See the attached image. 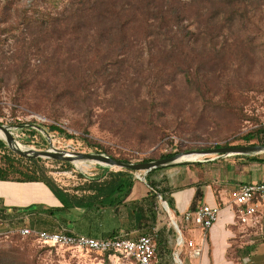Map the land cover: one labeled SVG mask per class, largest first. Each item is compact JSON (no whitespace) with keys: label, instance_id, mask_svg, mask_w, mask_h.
Listing matches in <instances>:
<instances>
[{"label":"rangeland","instance_id":"rangeland-1","mask_svg":"<svg viewBox=\"0 0 264 264\" xmlns=\"http://www.w3.org/2000/svg\"><path fill=\"white\" fill-rule=\"evenodd\" d=\"M166 1L177 11L163 13L166 20L160 22L158 12ZM73 3L81 6L77 0H0V123L12 127L24 149L45 150L51 142L62 150L95 153L79 138L85 135L108 150L103 154L136 163L191 150L264 146V0H101L98 11L125 9L120 13L127 21L123 38L111 28L112 21L98 18L75 33L71 25L43 29L22 23L25 14L34 22L49 19ZM234 9L239 13L232 14ZM51 125L66 134L50 132ZM27 129L40 134L31 137ZM249 134L255 136L251 141L244 139ZM219 158L203 156L150 178L165 191L167 176L188 166L211 175L214 161L209 160ZM72 164L71 170L46 166L65 187L77 186L81 174L96 168L90 162ZM143 177V171L136 173L148 192ZM146 196L130 197L137 201L138 215L132 218L120 208L122 234L132 239L153 235L156 242L159 233L152 264H177L176 258L186 264V246L175 245L186 235V225L176 220L180 235L173 210L166 211L161 196ZM92 226L101 236L114 228L104 220ZM258 237L255 225H244L231 256L239 264H264V249L248 243ZM6 253L25 264H131L123 257L49 248L0 222V257Z\"/></svg>","mask_w":264,"mask_h":264},{"label":"crops","instance_id":"crops-1","mask_svg":"<svg viewBox=\"0 0 264 264\" xmlns=\"http://www.w3.org/2000/svg\"><path fill=\"white\" fill-rule=\"evenodd\" d=\"M245 156L238 155L240 158L237 161L221 157L209 160L214 161L210 166L213 172L211 175L191 171L188 166L189 169L181 170L179 175L167 176L164 186L165 194L172 199V208L176 214H182L201 205L220 208L218 220L209 231L203 232L201 229L186 226V235L183 237V245L187 248L186 264H239L236 258L231 256L232 243L244 225L236 222L231 204L232 196L242 184L264 181V162L249 161ZM256 157L264 159V156ZM98 173L99 169L95 168L86 175L94 176ZM147 193L140 183H136L131 199H138ZM60 207H62L61 202L42 182H15L0 179V222L13 226L18 232L23 228L50 233L64 229L75 232L70 228V224L61 222L59 216L50 214L51 209ZM256 217L255 232L259 237L248 243L255 242L257 250L262 252L264 249V241H262L264 240V205L259 209ZM120 234H122L121 229ZM90 237L100 239L108 236ZM194 248L200 251L199 258L190 255V250ZM179 264H183L180 259Z\"/></svg>","mask_w":264,"mask_h":264},{"label":"trees","instance_id":"trees-1","mask_svg":"<svg viewBox=\"0 0 264 264\" xmlns=\"http://www.w3.org/2000/svg\"><path fill=\"white\" fill-rule=\"evenodd\" d=\"M101 0H77L81 3V6L65 7L60 15L51 16L48 18L33 19L28 17L26 14L22 19V23L26 25H38L43 26V29L48 28V26H62L71 25L70 29L72 32H76L82 29L84 25L91 21L93 18H98L104 22L109 20L113 23L111 28L117 30L116 33L118 37L123 38V28L126 26L127 21L123 20L121 14L125 9L121 7L118 10L114 9H103L98 11V4ZM229 2H234L238 0H228ZM167 5L160 7L158 12L160 15V22L165 21V15L163 13L170 15L177 11L175 5L166 1ZM181 4H184L182 1ZM150 10V4H144V8ZM26 11V10H24ZM154 11V10H151ZM27 13V12H26ZM239 13L238 9L232 10V14L236 15ZM188 34L192 35L190 31ZM124 36V35H123ZM123 40V39H120ZM49 131H53L59 134H66L63 129L59 126L51 125L48 127ZM30 132V136L33 137L40 134L37 130L27 129ZM68 138L72 136L67 135ZM84 146L92 149L95 153H108V150L101 146L100 144L92 142L88 137H79ZM254 134L247 135L244 139L251 141L254 139ZM30 141V140H28ZM44 143L47 141L44 139ZM0 179L3 181H15V182H42L44 183L56 196V198L61 202L62 207L50 210V214L59 216L61 222L70 224L73 228L77 230L78 233H84L90 236H101L97 235L98 232L93 228V223L97 220H104L107 224H114V228L110 231V236L120 235V229H122L123 224L120 222L119 211L120 208H127L130 212L129 216L132 218L138 215L136 212L137 201H131L130 197L134 191L135 184L138 183L136 178V173L138 171L131 169H119L113 170L110 166H105L101 164H96V168L99 169V173L94 176H88L86 174H81L82 179L77 186L65 187L61 186L54 178L49 174L50 169L46 166V163L60 164L63 170H71L74 165L68 161L50 160V159H25L16 155L5 143L4 140L0 139ZM109 155L120 160V158L114 157L111 153ZM174 155L168 154L163 156V158L170 157ZM161 158V159H163ZM249 161L264 162V159L257 158L256 156H245ZM125 161V160H124ZM127 161V160H126ZM125 161V162H126ZM152 161L151 159H146L143 162ZM199 166V164H195ZM162 169L152 170L146 177L149 190L145 199L156 198L157 195L162 197V200L168 203L169 208L173 210L172 199L165 194V191L159 190L158 185L150 180L152 173L160 171ZM138 217V216H137ZM156 242L158 245L161 244V235L155 233ZM108 236V237H110ZM0 264H25L19 261L14 254L6 253L2 258L0 257Z\"/></svg>","mask_w":264,"mask_h":264},{"label":"built area","instance_id":"built-area-1","mask_svg":"<svg viewBox=\"0 0 264 264\" xmlns=\"http://www.w3.org/2000/svg\"><path fill=\"white\" fill-rule=\"evenodd\" d=\"M231 204L238 224L255 225L256 215L264 205V181L240 185L232 196ZM219 211L220 208L218 207L201 205V207L198 206L182 214H176L173 211L174 215H171V217L175 223L173 225L180 235L182 231L179 229L177 221L186 226H192L201 229L203 232H207L217 222ZM19 234L24 237H34L39 243L49 248L85 251L98 255H106L110 259L115 258L117 260L123 257L130 261L131 264H152L157 252L153 235H141L132 239L127 234H120L99 239L66 229L50 233L31 228H23L19 231ZM181 239L182 242H180ZM180 244H184L182 235L175 245L178 246ZM190 255L199 258L200 251L195 248L191 249Z\"/></svg>","mask_w":264,"mask_h":264},{"label":"water","instance_id":"water-1","mask_svg":"<svg viewBox=\"0 0 264 264\" xmlns=\"http://www.w3.org/2000/svg\"><path fill=\"white\" fill-rule=\"evenodd\" d=\"M0 130L4 133L5 143L8 147L18 156L25 159H50V160H59V161H68L71 163L76 162H85V163H95L101 164L105 166H110L114 169H131L138 172H144L145 177L152 171L156 169H164L168 167H173L182 164H191L195 162H199V160H183V157L186 155H199L209 156V155H219L220 157H228L231 155H257L264 152L263 145H245V146H223L210 148L205 150H191L187 152H181L174 154L170 157H166L163 159H158L149 162H125L123 160L114 159L111 156L103 153H85V152H76L70 150H62L56 148L53 143L50 142V148L45 150H35V149H24L19 146V142L15 138L12 127L1 124ZM141 179L140 177H138ZM164 208L167 212H169V205L167 202H164ZM172 223H174L171 217ZM175 224V223H174ZM175 261L178 263L177 259Z\"/></svg>","mask_w":264,"mask_h":264},{"label":"bare ground","instance_id":"bare-ground-1","mask_svg":"<svg viewBox=\"0 0 264 264\" xmlns=\"http://www.w3.org/2000/svg\"><path fill=\"white\" fill-rule=\"evenodd\" d=\"M0 139H5V135H4V133L0 130ZM19 146L21 147V148H23L22 146H21V144H19ZM61 148V147H60ZM200 157L201 156H199V155H186V156H184L183 157V160H199L200 159ZM79 163V162H78Z\"/></svg>","mask_w":264,"mask_h":264}]
</instances>
